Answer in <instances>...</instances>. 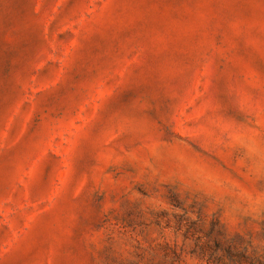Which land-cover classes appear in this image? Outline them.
I'll list each match as a JSON object with an SVG mask.
<instances>
[{
	"label": "rangeland",
	"instance_id": "1",
	"mask_svg": "<svg viewBox=\"0 0 264 264\" xmlns=\"http://www.w3.org/2000/svg\"><path fill=\"white\" fill-rule=\"evenodd\" d=\"M0 264H264V0H0Z\"/></svg>",
	"mask_w": 264,
	"mask_h": 264
}]
</instances>
